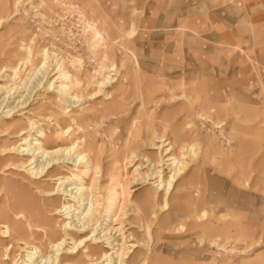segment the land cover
<instances>
[{"label":"rangeland","instance_id":"obj_1","mask_svg":"<svg viewBox=\"0 0 264 264\" xmlns=\"http://www.w3.org/2000/svg\"><path fill=\"white\" fill-rule=\"evenodd\" d=\"M95 192L128 264H264V0H0V264H100Z\"/></svg>","mask_w":264,"mask_h":264},{"label":"bare ground","instance_id":"obj_2","mask_svg":"<svg viewBox=\"0 0 264 264\" xmlns=\"http://www.w3.org/2000/svg\"><path fill=\"white\" fill-rule=\"evenodd\" d=\"M59 91L62 94L63 98L64 99L66 98L65 103H67L68 105H71V103L73 105V103H76V101L78 102L77 99L68 98L69 96L66 93V88L65 87L64 88L62 87L61 89L59 88ZM29 101H30V98H28L26 101L21 102V103L17 102L18 104L14 103L15 106H13V108H11L12 112L13 111L15 112V110L20 109V107H22V109H25L26 105L28 104ZM37 145H40V144H37ZM41 149L42 148H39L38 151L41 150ZM67 151H68V153L70 152L69 149L66 150V153H67ZM187 151H188V149H187ZM61 152H63V150H57V151L54 150V152H52V151H43V152H41V153H43V155L41 154V156H46V157L47 156H51L50 157L51 159L49 158L50 160H48L46 163L42 162L43 165H38L37 166L38 167V171L30 170L29 172H31V174L34 175V176H36V175L38 176L39 174L41 175V174L44 173L46 168L49 167L52 163H55V162H59L60 163L61 161L64 162L66 159L69 160L68 162H70V161L72 162L73 161L75 166H76L75 163H79V162H77V160L75 161V159L72 160L73 158L72 159H69L67 157L63 158V155L61 157H52L54 155L58 156V154H60ZM193 157H195V156H193ZM181 158H183V157H181ZM174 166H176V165H174ZM84 170H85V174L89 173L90 170H91V166L84 165ZM182 170H183L182 163L180 165L176 166V168L174 169V173H173V175L171 177L172 181H173V179H175L181 173ZM35 172H37V174H35ZM66 180H69V179L66 178ZM96 181H97V178L95 179V182ZM171 182H169V184H168L169 186H168V189L166 190L167 191L166 193H168L170 188H171L170 187L171 186ZM97 183H98V181H97ZM97 189H98V187L96 188V190ZM71 191H73V190L71 189ZM71 191H68V192L65 191V192L68 195L70 194L71 196L76 197V194L75 195H74V193L72 194ZM79 191H80L79 198H81V199L83 198L82 200L84 201L87 198V196H86L87 194L84 193L85 188L82 187L80 190H78V192ZM112 193H113V191H112ZM110 195H111L110 200L111 201L115 200L116 194L115 195L110 194ZM90 197L92 198V200L89 203V205H90L89 212L87 213V215L85 217L83 216V218L82 217L80 218L81 226L79 227L75 223L76 224L75 226L70 227V228H72L71 230L72 231H76V233L85 235L89 231V229L93 228L92 223L94 221H96V224L101 223V224L97 225L95 228H93V234H95V235L92 236V237L87 235L86 237H84V239L82 240L81 244H84V243H86L88 241H93V244H97V245L106 244L107 248L110 249L111 253L105 254L103 256L102 262H100V264H103V263H106V262H107V264H128L127 263L128 262L127 259H128V255L130 253V247H133V246H128V243H129L128 242V237H124V235H122V233H121V231L119 229L114 228V227L112 228L111 224L113 222L109 221V219H104L101 222L97 220L98 218H96V216L93 215L94 214L93 209L95 207L93 199L96 197V192L95 193H91ZM9 233H10L9 229L8 230L6 229L4 231V234H6V235H8ZM64 243L65 242H63L62 244L58 245L57 246V250H55L54 252H51L50 255H48V256H44L43 254H41L39 252L37 253V252H30L28 250H24V252L27 255L26 258L27 259L29 258V259H28V261L23 260L21 262V264H62V262H61V256L62 255H59V254H61L64 251V249H62ZM75 250H77V248L74 249V250L67 251L66 258L73 259L74 256H72V255L76 254L74 252ZM94 264H97V261Z\"/></svg>","mask_w":264,"mask_h":264}]
</instances>
